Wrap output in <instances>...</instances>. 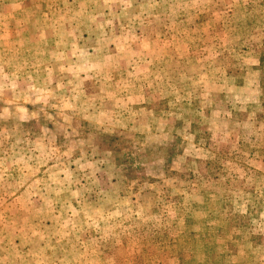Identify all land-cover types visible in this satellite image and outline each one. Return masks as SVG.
<instances>
[{"label":"rangeland","instance_id":"1","mask_svg":"<svg viewBox=\"0 0 264 264\" xmlns=\"http://www.w3.org/2000/svg\"><path fill=\"white\" fill-rule=\"evenodd\" d=\"M0 264H264V0H0Z\"/></svg>","mask_w":264,"mask_h":264}]
</instances>
